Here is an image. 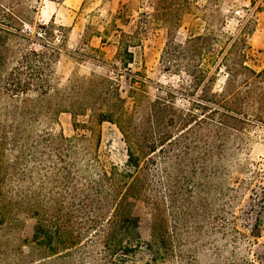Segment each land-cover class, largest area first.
<instances>
[{"label": "trees", "instance_id": "1", "mask_svg": "<svg viewBox=\"0 0 264 264\" xmlns=\"http://www.w3.org/2000/svg\"><path fill=\"white\" fill-rule=\"evenodd\" d=\"M8 1L0 0V264H72L76 256L92 258L86 251L90 246H99L103 264H138L134 260L143 247L150 256L144 264H171L177 258L178 264H196L183 249L189 222L199 218L194 197L184 192L185 158L199 141L210 148L215 142L212 132L222 134L218 140L223 142V135L235 128L234 121L249 113L264 114V68L256 70L247 63L250 46L238 38L226 51L218 50L219 40L212 32L190 35L184 46L172 45L168 55L183 62L194 89L205 97L188 95L187 110L157 100L152 113L138 120L114 110L116 101H123L119 96L113 101L105 79L88 80L85 86L94 91L83 86L90 99L73 101V87L58 89L54 63L63 49L64 28L52 22L34 27L20 2ZM255 10L264 12V5ZM25 25L28 29L22 28ZM212 68L226 75L220 93L209 84ZM89 105L96 110L80 126L114 123L126 143L124 169L114 163L103 166L89 136L67 137L53 128L60 112L84 116ZM196 112L203 117H196ZM168 152L174 153L177 168L168 165L166 195L158 198L143 171L156 161V154L165 158ZM212 152L206 154L210 157ZM129 198L144 199L155 210L150 241L140 238ZM162 199L170 206L172 225L161 209ZM16 210L35 220L25 252L6 243ZM219 264L259 263L238 258Z\"/></svg>", "mask_w": 264, "mask_h": 264}, {"label": "rangeland", "instance_id": "2", "mask_svg": "<svg viewBox=\"0 0 264 264\" xmlns=\"http://www.w3.org/2000/svg\"><path fill=\"white\" fill-rule=\"evenodd\" d=\"M18 2L34 27L52 22L64 28L63 49L54 63L58 89L65 91L73 87L72 99L76 101L89 97L83 87L88 80L105 79L110 83L106 86L113 101L117 96L123 101H116L114 110L133 114L138 120L152 113L151 106L157 100L187 110L191 103L188 95L205 97L200 89H194V81L183 62L168 55L172 45L184 46L190 35L212 32L219 40L220 47L216 48L225 47V51L233 39H244L252 54L247 63L256 70L264 68V12L255 10L256 6L264 5V0H257L254 6L252 0ZM22 28L28 29L27 25ZM210 75H214L209 82L213 92L220 93L225 72L217 74L212 68ZM93 91L91 94L97 98ZM95 110V106L89 105L84 116L70 110L60 112L52 126L67 137L89 136L103 166L114 163L124 169L126 143L114 123L103 121L89 128L80 126L87 123L88 115ZM196 117L203 115L196 112ZM75 123L79 124L75 126ZM233 123L235 128L223 135V142L218 140L222 134L212 132L215 142L209 144L210 148L199 141L194 152L185 158L188 179L184 182V192L187 197H194L199 218L189 222L183 249L196 264H219L238 258L264 264V114L256 117L249 113ZM209 149L213 151L210 157L206 154ZM173 154L165 158L156 154V161L143 171L158 198L166 195L168 165L176 171ZM203 166L206 173L201 176ZM128 205L130 215L138 223L141 240L150 241L155 210L144 199L129 198ZM161 209L172 225L166 199H162ZM10 221V239L6 243L18 245L25 252L24 243L32 237L35 220L16 210ZM86 251L92 258L76 256L72 264H103L99 246H90ZM149 258L143 247L134 262L144 264ZM178 262L177 258L171 264Z\"/></svg>", "mask_w": 264, "mask_h": 264}]
</instances>
